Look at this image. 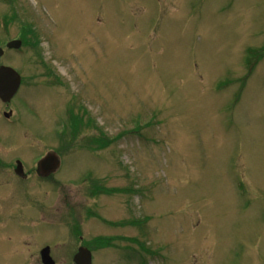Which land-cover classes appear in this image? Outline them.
I'll list each match as a JSON object with an SVG mask.
<instances>
[{"label":"rangeland","instance_id":"rangeland-1","mask_svg":"<svg viewBox=\"0 0 264 264\" xmlns=\"http://www.w3.org/2000/svg\"><path fill=\"white\" fill-rule=\"evenodd\" d=\"M0 47L25 80L0 154L66 156L59 186L0 178V264L81 237L93 264H264V0H0Z\"/></svg>","mask_w":264,"mask_h":264},{"label":"flooded vegetation","instance_id":"flooded-vegetation-1","mask_svg":"<svg viewBox=\"0 0 264 264\" xmlns=\"http://www.w3.org/2000/svg\"><path fill=\"white\" fill-rule=\"evenodd\" d=\"M14 100V99H13ZM13 100L11 101V103L13 102ZM11 103L9 104V105H6V106H8V107H10L11 108ZM71 113V118H72V115H73V117H74V121H72V125H75L76 123H77V121H80L81 120V118H80V116H79V114H77L76 113V111H75V107H68L67 108V113ZM4 113H8V114H11V118H12V116H13V112H12V110H9V111H5ZM10 118V119H11ZM71 125V124H70ZM74 132H75V130H74ZM75 137L77 138V134H76V132H75ZM102 137V136H101ZM99 140H101L100 138H98V137H95L94 136V139H93V141H99ZM56 151H50V152H48V153H45V154H42V155H40L39 157H37V158H35L34 159V161H33V165H32V168H30V169H27L28 168V164H26V161L25 160H23V159H15V160H11V156H12V154H0V178H3L4 180H5V182H7V181H9V179L12 177V176H14V178L19 182V183H25V184H27L28 182H29V178L30 177H32V176H34V175H37L38 176V178H40L41 180H48L49 182H47L48 184H55V185H57V186H59L61 183H62V181H60L59 179H56V177H57V175H59L60 173H61V171L63 170V167H64V164H65V159H66V156L64 155V154H62V152L61 151H58V152H56V155L58 156V157H60V160H61V168H60V170L58 171V172H56V173H54V174H52V175H49L48 177H42V176H40L39 175V173H38V164L40 163V161L42 160V159H44L48 154H50V153H55ZM18 163H20L21 165H22V168H23V174H21V175H19L18 173H17V167H18ZM14 164H15V166H14ZM6 178V179H5ZM0 180H2V179H0ZM52 182V183H51ZM29 184V183H28ZM29 191H28V188H24V196L28 193ZM25 201V200H24ZM26 206V205H25ZM25 206H23V208L22 209H24L25 208ZM0 211H2L1 210V207H0ZM0 216H1V213H0ZM1 219V218H0ZM52 224H56V225H53V226H58V224H60V221H58V223L57 222H52ZM73 225V227H72V239H74V238H76V235H77V233H79L81 230H80V227H79V225L77 224V222H75L74 224H72ZM71 225V226H72ZM11 226V220H8V222H7V227H10ZM30 226V225H29ZM35 226H38V224H36ZM25 229H27L28 230V220L26 219V213H25V215H24V218L22 219V221H20L17 225H16V223L14 222L13 223V225H12V230H13V232H16L17 230H19L21 233H23L24 232V230ZM20 233V235H19V238L20 239H22V240H24L23 239V235ZM81 234V233H80ZM9 236H11L12 238L13 237H15V239H16V236H14V234L12 233V234H8ZM71 236L69 237V243H70V238H71ZM14 239V238H13ZM13 239H11V240H13ZM80 243H79V247H78V250H79V248L80 247H87V248H89L90 250H92V248H93V245L91 244V243H87V242H84L83 241V239H82V237L80 238ZM71 242H72V240H71ZM22 246V248H24V246H26V242L24 241V244L23 245H21ZM21 246H18L16 249L18 250V251H16V253H17V255H21L22 257H24V259L20 262V264H29V260L27 259V257L26 256H24L23 255V250H20V247ZM70 246H71V244H70ZM45 247H50L51 248V246L50 245H46ZM45 247H43L41 250H40V254H41V251L45 248ZM69 248V250L67 249V251L68 252H72V250H73V247L71 248V250H70V247H68ZM52 250V249H51ZM77 250V251H78ZM51 256H52V251H51ZM69 256V255H68ZM74 256V255H73ZM53 257V256H52ZM53 259L55 260V262H56V264H58V262H57V260H56V258L55 257H53ZM38 262H41L42 263V258H41V255H40V261H38ZM43 264V263H42ZM70 264H72V263H70Z\"/></svg>","mask_w":264,"mask_h":264},{"label":"water","instance_id":"water-1","mask_svg":"<svg viewBox=\"0 0 264 264\" xmlns=\"http://www.w3.org/2000/svg\"><path fill=\"white\" fill-rule=\"evenodd\" d=\"M21 41H12L7 45L10 50H20L22 48ZM4 55V50L0 48V57ZM21 86V76L13 68L2 66L0 68V99L4 102H10L17 94ZM11 117V114L6 115ZM61 161L56 153H50L38 165V173L42 177H48L60 170ZM17 173L23 174V168L18 163ZM42 260L44 264H55L50 256V248L42 251ZM75 264H92V253L86 248H80L78 254L74 258Z\"/></svg>","mask_w":264,"mask_h":264},{"label":"bare ground","instance_id":"bare-ground-1","mask_svg":"<svg viewBox=\"0 0 264 264\" xmlns=\"http://www.w3.org/2000/svg\"><path fill=\"white\" fill-rule=\"evenodd\" d=\"M21 91V90H20ZM20 93V92H19Z\"/></svg>","mask_w":264,"mask_h":264}]
</instances>
